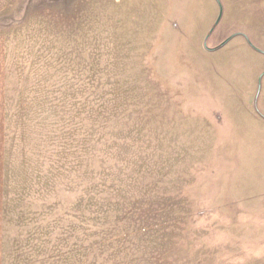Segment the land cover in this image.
<instances>
[{"label":"rangeland","instance_id":"rangeland-1","mask_svg":"<svg viewBox=\"0 0 264 264\" xmlns=\"http://www.w3.org/2000/svg\"><path fill=\"white\" fill-rule=\"evenodd\" d=\"M2 264H264V0H0Z\"/></svg>","mask_w":264,"mask_h":264},{"label":"crops","instance_id":"crops-1","mask_svg":"<svg viewBox=\"0 0 264 264\" xmlns=\"http://www.w3.org/2000/svg\"><path fill=\"white\" fill-rule=\"evenodd\" d=\"M1 63V61H0ZM2 67L0 66V71ZM2 150H3V116L1 113V100H0V214L2 210ZM3 231L0 223V264H2L3 258Z\"/></svg>","mask_w":264,"mask_h":264}]
</instances>
